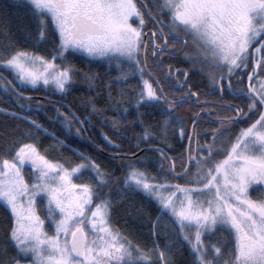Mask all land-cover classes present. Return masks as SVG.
I'll list each match as a JSON object with an SVG mask.
<instances>
[{
  "label": "snow or ice",
  "instance_id": "obj_1",
  "mask_svg": "<svg viewBox=\"0 0 264 264\" xmlns=\"http://www.w3.org/2000/svg\"><path fill=\"white\" fill-rule=\"evenodd\" d=\"M20 3L35 32L21 30L23 41L15 40L7 31V22L0 20V37L5 38L0 43V68L16 81L0 75V88L17 102L32 100L18 86L43 87L66 96L75 78L82 76L95 95L83 100L87 114L77 115L68 105L54 109L65 139L36 119L8 113L26 121L29 128L0 146V206L8 213L0 264H177L173 254L180 249L173 248L175 241L165 237L169 242L161 247L156 239L160 236L157 226L165 218L170 222L169 231L187 245L190 264H264V0ZM45 42L50 50L40 48ZM165 53H184L185 62L193 65V74L210 81L213 92H228L245 100L247 110L217 104L233 115L217 114L219 118L212 123L218 128L203 133L212 139L196 138L195 150L189 146L187 163L182 154L179 171L176 158L154 147L146 149L158 153L159 168L153 175L149 168L156 165L148 157H138L131 147L127 149L131 155L126 154L107 135L103 136L104 148L95 145L102 154L106 148L113 149L106 162L70 148L65 140L72 135L91 142L83 136L91 131L85 125L97 118L112 126L113 136L121 138L122 121L129 114L123 107L127 90L121 88L113 95L118 85L128 83V72L121 71L105 82L91 69H78L69 59L78 58L76 54L90 63L118 62L117 70L127 64L132 76L139 74L142 86L138 92L133 90L134 104L132 100L128 103L135 109V120L129 123L141 128L140 142L162 136L167 146L170 127L174 135L184 137L183 126L176 132L173 113L193 98L198 101L202 93L192 91L198 86L188 84V72L178 69L173 75L171 66L161 67L163 60L158 58ZM181 75L183 83L179 82ZM172 88L180 94L172 93ZM219 99L223 101L224 96ZM101 102L106 106L99 107ZM19 107L32 112L43 105ZM109 111L114 113L112 117L107 115ZM149 112L166 118L145 126L144 116ZM239 124L247 126L233 132ZM157 127L161 131L155 132ZM40 135L55 143L41 149ZM61 149L73 152L77 159L63 155ZM114 189L119 190L116 195ZM135 196L146 198L156 213L155 220L149 221L152 247H141L132 232L123 234L113 225L117 215L133 220L145 216L144 208L133 202ZM46 228L52 229L51 234ZM7 245L14 256H8Z\"/></svg>",
  "mask_w": 264,
  "mask_h": 264
},
{
  "label": "trees",
  "instance_id": "obj_2",
  "mask_svg": "<svg viewBox=\"0 0 264 264\" xmlns=\"http://www.w3.org/2000/svg\"><path fill=\"white\" fill-rule=\"evenodd\" d=\"M0 20L7 22L9 25L7 31L10 32L11 36L15 40L23 41V33L28 32H35V25L31 23L30 17L27 15L26 9L20 0H0ZM167 22V21H165ZM167 32V30H165ZM5 38L0 37V43H4ZM178 46V45H177ZM41 49H49L51 45L47 42L42 43L40 45ZM29 50L32 49L29 47ZM190 51V50H188ZM78 58L69 59L76 65L78 69L87 72L91 69L93 72L99 73L101 79L105 82L109 81L112 78L117 77L121 74V71H127L130 79L127 84L118 85L113 92V95H117L121 88L126 89V95L124 97L123 107L128 108L127 119L126 121H122V128H121V138H117L113 136V129L111 125L103 124L102 118L93 119L91 125H85V127L91 128V131L86 132V135L83 134L84 137H90L91 142L89 139L76 137L72 135L68 137L65 142L70 146L72 149H77L79 151L85 152L86 155L93 156L98 160V162H106L107 156L114 154L113 149L106 148L105 154L97 151L95 145H99L101 148H104L105 141L103 140V136L107 135L110 139L115 140L117 144L120 145L126 152V154L131 155V153L127 152L128 148H132L133 151L139 153L141 150L147 147H160L164 149L170 156V158H176V167L177 170H180V163L181 157L183 154V159L186 163V146L189 138V132L192 124L196 121L198 114L200 112V118L198 123L196 124L194 131H193V139L191 141V148L195 150L196 148V138H199L201 141L208 140L210 141L212 138L211 136H204V132H209L215 130L218 125L212 123L215 118L216 120L219 118L218 113L226 112L227 115H233V113L227 109H219L216 107L217 104H231L236 105L242 108H245L246 101L243 99L235 98L231 93L224 92H213L210 81L204 78L202 75L193 74V65L191 63L185 62V54H169L165 53L163 57L158 59L163 60V64L161 67L167 68L171 66L172 74L176 75V70L186 71L189 73L188 77V84L192 85L195 84L198 87L193 88L192 91H198L202 93L199 96V100L195 103V98L193 100H189L188 102L180 105L176 111L173 113L174 116L177 117V122L175 124L176 132H179V127L183 126L185 128V136L180 137L178 134L174 135L173 130L170 127L167 131V146L162 142L165 138L162 136H157L155 140H150L148 142H140L139 136L141 134V128L138 126H134L132 122L135 120V109L134 107H130L128 101L132 100L133 97V90L139 91V87L142 86L143 81L139 78V74L137 73L135 76H132L131 70L127 64L122 66V69L117 70L118 62H112L111 64L107 61L103 62H89L88 58L80 57V54H76ZM152 64V60L149 59V65ZM153 72H157V69H151ZM250 71V69H249ZM0 73H2L8 80L16 83L13 79L12 74L0 68ZM144 79H148L147 76ZM184 77L180 76V83H183ZM76 83L72 88L70 94L64 96L59 93H54L50 89L46 88H23L18 86V90L23 93V95L32 97L31 101H19L17 102L14 95L6 93L0 88V146H5L8 140H11L15 135L19 138V134L22 130H27L29 125L24 120L16 119L14 116L9 115L8 113H16L19 116H28L31 119H36L39 123H41L45 128H48L49 131H55L57 136L60 139H65L63 135V129L58 122H55L56 113L54 111L55 108L60 107V105H68L71 106L73 111L77 112V115L87 114L83 107V100L85 98H90L95 95V92L89 91V84L87 81L83 79L82 76H77L75 78ZM167 84H171L172 81H167ZM245 84H246V77H245ZM236 87H241V85H236ZM99 90L98 88L96 89ZM188 89H185L187 91ZM171 92L175 95H179L180 93L176 91L175 88L171 89ZM223 95L224 99L221 101L219 97ZM43 97L50 98L51 100L44 99ZM106 98V94H105ZM31 104L34 108L36 105L40 104L43 107L39 111H32L29 112L26 109L22 110L19 105L20 104ZM134 104V100H132ZM201 103H205L200 105ZM216 103V104H215ZM99 107H105L106 105L101 102ZM66 108H61V111H66ZM144 112V109H141ZM213 113V115L208 116L205 113ZM109 117L114 115L113 112L109 111L107 113ZM83 118V117H81ZM166 117H162L159 113L152 114L149 112L144 116V120L147 126L148 124L156 125L159 121H162ZM246 124H239L234 129L233 132H239L240 129L246 127ZM75 127H79V125H74ZM127 129L126 131L124 129ZM155 132L161 131L159 127L154 129ZM32 132L35 134V129H32ZM194 133L199 134L198 137L194 136ZM231 133H229L230 135ZM30 142V141H25ZM55 142L51 139V137H45L40 135L39 137V144L41 149L48 148L49 145L54 144ZM139 143V148H136L135 145ZM220 146V145H218ZM57 147H59L57 145ZM169 148L171 150H169ZM61 152L65 156L72 157L73 160H76V156L73 152L68 151L67 149H61ZM53 156L57 155V153H52ZM138 157H148L155 165L156 168H149V172L153 175L156 174L159 168V160L157 159L158 153H154L151 151H147L144 149L140 154L137 155ZM119 163V162H117ZM148 163V161H145ZM167 165L168 161L164 162ZM192 168L193 166L189 165ZM195 172V171H194ZM120 175V173H117ZM171 182L174 183H183L182 180H172ZM107 192L108 189H105ZM118 189L113 190V195H116ZM133 202L137 206H142L145 210V216L138 218V219H131L129 217H122L121 215H117L116 218L113 220V225L120 229L123 234H128V232H132L133 236H135L136 241L139 242L140 246L143 247L144 245H148V247H152V240L154 237L152 236V224L149 222L150 220L154 221L156 217V213L153 211L152 206L149 204L146 198L143 196H135L132 198ZM127 221V223L125 222ZM8 222V213L5 209L0 206V250H2L6 246L5 242V229L7 227ZM160 236L156 237L161 247L170 241H175L173 243L174 249H180L179 252H174L173 258L176 260L177 264H190L191 262V255L189 249L186 244H181V242L176 239L174 232H170V222L165 220L157 226ZM165 237H169V240H165ZM130 239L133 237L130 236ZM9 247L8 256H14L15 252L11 250V246ZM155 258V257H153ZM23 263V262H22Z\"/></svg>",
  "mask_w": 264,
  "mask_h": 264
},
{
  "label": "water",
  "instance_id": "obj_3",
  "mask_svg": "<svg viewBox=\"0 0 264 264\" xmlns=\"http://www.w3.org/2000/svg\"><path fill=\"white\" fill-rule=\"evenodd\" d=\"M0 75H2L3 77H5L2 73H0ZM8 79V78H7ZM26 96V95H24ZM26 97H30V96H26ZM44 99H47V100H51L50 98H47V97H43ZM195 103H197V101H194ZM205 103H201L200 105H203ZM202 112L199 113L196 121L192 124L191 128H190V132H189V137L190 136H193V131H194V128L196 126V124L198 123L199 121V118H200V115H201ZM86 135V133H84ZM192 141V140H191ZM191 141L189 140L188 138V142H187V146H186V163H187V155L189 154L188 153V149H189V146L191 145ZM148 148H154V147H147V148H144V149H148ZM143 149V150H144ZM162 149V148H161ZM143 150H141L139 153H136L137 155L140 154ZM164 152H166L164 149H162ZM167 153V152H166ZM167 155L169 156V154L167 153ZM170 157V156H169ZM189 166V165H188Z\"/></svg>",
  "mask_w": 264,
  "mask_h": 264
},
{
  "label": "rangeland",
  "instance_id": "obj_4",
  "mask_svg": "<svg viewBox=\"0 0 264 264\" xmlns=\"http://www.w3.org/2000/svg\"><path fill=\"white\" fill-rule=\"evenodd\" d=\"M247 83H248V81H247V78H246V84H247ZM246 84H245V85H246ZM217 128H218V127H217ZM217 128H216V129H217ZM227 135H229V133L226 134V136H227ZM194 171H195V167L193 166V172H194ZM171 183H174V182H171ZM45 230L48 231L49 234H51V232H52V229H50V228H46ZM22 264H23V263H22Z\"/></svg>",
  "mask_w": 264,
  "mask_h": 264
},
{
  "label": "flooded vegetation",
  "instance_id": "obj_5",
  "mask_svg": "<svg viewBox=\"0 0 264 264\" xmlns=\"http://www.w3.org/2000/svg\"><path fill=\"white\" fill-rule=\"evenodd\" d=\"M216 104V103H215ZM225 105H227V104H225ZM212 119H214V120H216L215 118H212ZM27 170V169H26Z\"/></svg>",
  "mask_w": 264,
  "mask_h": 264
}]
</instances>
